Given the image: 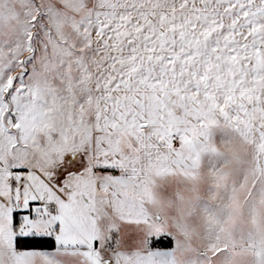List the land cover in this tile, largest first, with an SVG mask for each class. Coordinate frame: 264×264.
<instances>
[{
	"label": "snow or ice",
	"instance_id": "obj_1",
	"mask_svg": "<svg viewBox=\"0 0 264 264\" xmlns=\"http://www.w3.org/2000/svg\"><path fill=\"white\" fill-rule=\"evenodd\" d=\"M0 264H264V0H0Z\"/></svg>",
	"mask_w": 264,
	"mask_h": 264
}]
</instances>
